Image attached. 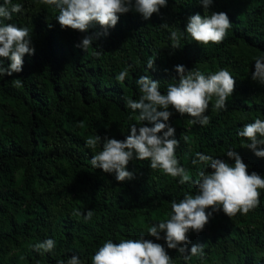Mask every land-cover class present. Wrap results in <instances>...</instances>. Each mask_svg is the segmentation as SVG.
Returning <instances> with one entry per match:
<instances>
[{
    "label": "trees",
    "instance_id": "16d2710c",
    "mask_svg": "<svg viewBox=\"0 0 264 264\" xmlns=\"http://www.w3.org/2000/svg\"><path fill=\"white\" fill-rule=\"evenodd\" d=\"M13 3L22 4L23 11L0 23L27 27L35 53L23 57L21 72L0 78V264H57L73 254L91 264L90 254L105 240L142 234L162 244L172 264L264 261V189H259L260 205L247 215L229 218L219 211L200 233L189 231L188 250L203 245L202 256L186 261L184 254L147 233L149 226L168 218L172 200L195 194L197 169L211 171L205 164L193 165L197 152L234 163L225 155L233 149L249 174L264 177V157L243 147L250 141L237 135L244 124L264 120V85L251 79L255 58L264 56V0H213L207 14L224 11L232 26L222 43L207 45L184 33L189 16L205 14L198 0H168L148 20L135 11L119 14L107 35L96 23L88 32L62 29L55 19L58 10L40 0ZM173 30L184 33L177 49L169 39ZM86 35L96 38L85 51L77 45ZM150 58L154 68L145 72ZM9 64L5 59L4 66ZM177 64L206 75L226 68L236 80L226 108L214 109L212 98L205 126L170 107L167 123L180 140L176 156L193 182L180 184L179 178L151 169L149 160L130 161L127 170L134 177L124 182L93 168L91 156L101 149L88 148L87 137L123 140L130 125L140 123L139 113L125 107L126 98H139L136 79L150 75L166 93L167 85L176 82ZM125 68L128 76L117 82ZM15 79L22 81L20 87L13 86ZM88 210L93 212L90 220L84 218ZM48 238L56 242L51 253L31 247Z\"/></svg>",
    "mask_w": 264,
    "mask_h": 264
},
{
    "label": "clouds",
    "instance_id": "9594fccd",
    "mask_svg": "<svg viewBox=\"0 0 264 264\" xmlns=\"http://www.w3.org/2000/svg\"><path fill=\"white\" fill-rule=\"evenodd\" d=\"M43 5L54 6L58 10L55 19L62 29L71 28L80 32H88L94 23L99 24L108 34L109 28H114L119 20V14L135 11L148 20L153 13H159L162 7H167L168 0H40ZM205 9V14H193L188 17L184 33L198 44L222 43L231 28L232 22L224 11L208 13L213 0H198ZM23 5L13 3V0H3L0 4V21H10L14 13H21ZM168 27L167 23L162 24ZM184 33L171 31L169 39L172 48H180V40ZM101 34H97V37ZM92 35L81 39L77 47L87 50L92 46ZM31 35L27 27H20L13 23H0V78L12 76L23 69V57L33 55ZM99 55V53H96ZM10 60L5 67L4 60ZM154 60L147 61L146 69L154 68ZM131 67V65H129ZM167 71V70H165ZM177 76L175 83L167 85L166 93L160 91L159 80L150 75H141L136 79L138 99H125V107L138 112L139 127L130 125V134L123 140L105 135L89 136L85 144L90 149L99 151L91 156L90 164L104 173L114 174L118 182L131 180L134 173L127 170V165L133 159L149 160L151 169H159L162 174L179 178L180 184L192 183V176L183 167L177 156L176 148L180 140L175 138V128L167 123L173 112L181 116L187 114L192 117V124L199 123L205 126L209 117L205 115L213 97L212 107L216 110L226 108L228 97L235 91L236 80L228 69L222 68L213 73L204 74L199 69H187L183 64L174 66ZM128 68L120 71L117 82H123L128 76ZM178 77V78H177ZM251 79L264 85V56L255 58L254 71ZM22 81L15 79L13 86L20 87ZM147 121V123H144ZM151 125V126H149ZM239 137L246 138L250 143L243 146L253 151L257 157H264V120L256 118L246 123L237 132ZM185 142L188 137H182ZM234 161L229 163L221 158H214L201 152L195 154L193 165L205 164L207 169H197L198 179L194 181L195 194L186 193L179 201L172 200L171 212L167 219H162L148 227L147 233L156 240L163 239L167 248L176 249L184 254V259L203 255V245L192 244L190 251L188 245L191 240L189 231L200 233L209 222L214 213L222 211L229 218L238 212L247 215L260 205V191L264 189V177L255 171H247L248 165L241 155L233 149L225 154ZM210 209V210H209ZM80 215L79 211L75 213ZM93 215L91 210L84 214L86 220ZM161 233H164L161 236ZM56 242L45 239L31 245L35 250L51 253ZM91 264H172V257L165 247L142 234L138 239L122 238L119 242L112 239L105 240L93 254H90ZM57 264H84L78 255L73 254L66 261L58 260ZM257 264H264L258 261Z\"/></svg>",
    "mask_w": 264,
    "mask_h": 264
}]
</instances>
